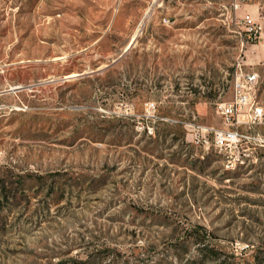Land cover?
<instances>
[{
    "label": "rangeland",
    "instance_id": "1",
    "mask_svg": "<svg viewBox=\"0 0 264 264\" xmlns=\"http://www.w3.org/2000/svg\"><path fill=\"white\" fill-rule=\"evenodd\" d=\"M0 193V264L264 260V0H0Z\"/></svg>",
    "mask_w": 264,
    "mask_h": 264
},
{
    "label": "built area",
    "instance_id": "2",
    "mask_svg": "<svg viewBox=\"0 0 264 264\" xmlns=\"http://www.w3.org/2000/svg\"><path fill=\"white\" fill-rule=\"evenodd\" d=\"M243 22L246 25L248 32V39L250 41L257 39L258 28L253 22L252 18L246 14L244 15ZM235 81L233 84V94L229 101L219 103L217 105V112L223 118L225 123L233 125L237 122V114L243 105L249 103L250 98L253 97L255 92V85L257 83L258 74L255 71H241V69L235 72ZM253 105L251 117L256 119L262 114V107ZM206 128L205 130H210ZM239 136L236 129H222L215 131L214 143L217 147L226 146L227 141L235 139ZM200 139H196L198 142Z\"/></svg>",
    "mask_w": 264,
    "mask_h": 264
},
{
    "label": "trees",
    "instance_id": "3",
    "mask_svg": "<svg viewBox=\"0 0 264 264\" xmlns=\"http://www.w3.org/2000/svg\"><path fill=\"white\" fill-rule=\"evenodd\" d=\"M176 128H177V131H178V135H179V137L181 138V140L183 141V139H184V137H185V129H184V126H183V124H182V122H178V123H176ZM167 130V129H166ZM166 132V131H165ZM189 154H191V152L189 153ZM179 155H180V157H179ZM183 156H184V158H183ZM200 156H202L201 154H198L195 158H194V160H191L190 161V168H192V169H195V168H197V165H195V163H192V162H198V163H201V164H210L213 160H215V159H213V158H209L208 156L206 157V156H202V158L200 157ZM217 156H219V154L217 155ZM177 158H182L183 160H185V159H189V158H191V156L190 155H188V153H186V154H184L183 155V153L182 152H178V154H177ZM2 195V193H0V196ZM209 251V253H211L212 254V252H214L213 251V249H209L208 250ZM256 264H264V260H260V259H258L257 261H256Z\"/></svg>",
    "mask_w": 264,
    "mask_h": 264
},
{
    "label": "water",
    "instance_id": "4",
    "mask_svg": "<svg viewBox=\"0 0 264 264\" xmlns=\"http://www.w3.org/2000/svg\"><path fill=\"white\" fill-rule=\"evenodd\" d=\"M132 43H133V41H132L130 44H128L127 47H125L124 52H126V51L130 48V46H131ZM121 56H122V54H121L119 57H121ZM119 57L116 58V59H114V60H113V63H114L115 61H117V60L119 59ZM106 67H107V65H106ZM101 70H103V69H98V70H96V71H94V72H99V71H101Z\"/></svg>",
    "mask_w": 264,
    "mask_h": 264
},
{
    "label": "bare ground",
    "instance_id": "5",
    "mask_svg": "<svg viewBox=\"0 0 264 264\" xmlns=\"http://www.w3.org/2000/svg\"><path fill=\"white\" fill-rule=\"evenodd\" d=\"M133 40H134V35L132 36L131 41L128 44H130ZM125 47H127V46H125Z\"/></svg>",
    "mask_w": 264,
    "mask_h": 264
}]
</instances>
